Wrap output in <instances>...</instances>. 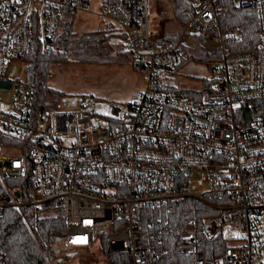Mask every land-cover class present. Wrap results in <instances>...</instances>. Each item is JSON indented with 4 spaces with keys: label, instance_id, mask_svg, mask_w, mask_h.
Listing matches in <instances>:
<instances>
[{
    "label": "built area",
    "instance_id": "2783aa9c",
    "mask_svg": "<svg viewBox=\"0 0 264 264\" xmlns=\"http://www.w3.org/2000/svg\"><path fill=\"white\" fill-rule=\"evenodd\" d=\"M92 2L0 0V219L8 209L60 208L65 248L92 249L101 264H161L174 240L149 233L150 212L194 199L207 214L175 234L180 264H264V0H196L166 47L150 44L146 0H103L95 12L124 34L145 91L108 114L92 96L73 111L37 107L11 64L37 43L53 52L64 11ZM224 3L255 8V47L223 28ZM191 38L209 59L198 60ZM189 63L207 76L186 96L170 78Z\"/></svg>",
    "mask_w": 264,
    "mask_h": 264
},
{
    "label": "trees",
    "instance_id": "16d2710c",
    "mask_svg": "<svg viewBox=\"0 0 264 264\" xmlns=\"http://www.w3.org/2000/svg\"><path fill=\"white\" fill-rule=\"evenodd\" d=\"M161 1L165 8L156 4L159 8L157 10L166 21L169 17V15L166 16L167 13L171 12V26H166L155 37H149V41L153 46L166 47L177 42L182 29L194 15L196 0ZM224 5H226V11L221 17L223 28L240 30L244 40L253 41L252 46L247 49L255 47L259 41L260 28L255 8H237L229 3ZM75 16L76 11H64L61 31L55 40L53 52L43 54L37 43L31 53L24 58L25 79L34 90L37 107H46L49 101L58 99L62 94L59 90L48 86L51 65L70 60L83 64L124 62L118 55H114L111 49L113 43L110 40L113 36L123 39L125 37L114 24L104 22L102 29L78 35L73 31ZM117 54L124 57L129 55L133 67L139 69L126 50H121ZM183 93L190 96L186 92ZM203 214H207L205 204L194 199H185L173 205L171 213L150 212L146 221L154 224V230H148L149 233H157L159 228L162 229L163 238H174L171 257L163 259L161 264L181 263L177 257L183 258V256L175 249V234L187 230V224ZM66 231V215L60 208L48 206L43 211H36L33 207H24L21 210L8 209L0 219V264H57L58 259L61 258L59 242L66 235Z\"/></svg>",
    "mask_w": 264,
    "mask_h": 264
},
{
    "label": "rangeland",
    "instance_id": "374dc122",
    "mask_svg": "<svg viewBox=\"0 0 264 264\" xmlns=\"http://www.w3.org/2000/svg\"><path fill=\"white\" fill-rule=\"evenodd\" d=\"M103 0H93L89 11H76L73 22V31L78 35L91 31L102 29L104 20L96 14L98 5ZM148 9L149 37L160 33L166 26H171V12L167 13L168 20L160 16L159 8L156 4L165 8L161 0H146ZM158 9V10H157ZM164 25V26H163ZM121 40L119 36H113L110 41L113 45L111 49L114 55H118L124 62L112 64H83L75 61H68L51 65V77L48 86L59 90L61 96L48 104L52 109L61 111L77 110L84 96L94 98L95 110L99 113L108 114L112 103L123 105L134 103L139 100L140 95L146 89V75L140 69L133 67L129 55L117 54L121 49H116L117 41ZM124 41V39H123ZM192 46H195L198 54V60L204 61L209 59L208 56L199 47L198 42L191 38ZM199 41H201L199 39ZM116 45V46H115ZM26 63L24 60H16L10 66V74L13 78H23L25 75ZM183 71V72H182ZM182 72V73H180ZM179 76L170 78L171 85L181 92L191 95L190 90L201 89V78L207 76L206 69L203 65H193L189 63L188 67L179 71ZM60 257L57 264H101L105 258L92 249L89 250H72L59 242ZM74 253V256L72 254Z\"/></svg>",
    "mask_w": 264,
    "mask_h": 264
},
{
    "label": "crops",
    "instance_id": "0c3cea01",
    "mask_svg": "<svg viewBox=\"0 0 264 264\" xmlns=\"http://www.w3.org/2000/svg\"><path fill=\"white\" fill-rule=\"evenodd\" d=\"M121 38V40L119 39L118 41H117V47H116V49H121L122 47H120V46H123V38L122 37H120ZM116 46V45H115ZM121 51V50H120Z\"/></svg>",
    "mask_w": 264,
    "mask_h": 264
},
{
    "label": "bare ground",
    "instance_id": "6f19581e",
    "mask_svg": "<svg viewBox=\"0 0 264 264\" xmlns=\"http://www.w3.org/2000/svg\"><path fill=\"white\" fill-rule=\"evenodd\" d=\"M173 217H174V216H173ZM172 219H173V218H172ZM177 219H178V218H177ZM171 221H172V220H171ZM173 221H174V220H173ZM173 221H172V222H173ZM174 228H175V226H174ZM182 229H183V228H182ZM172 232H173V231H172ZM178 232H179V231H178ZM176 234H177V232H176ZM163 237H164V236H163ZM173 239H174V238H173ZM178 253H179V252H178ZM167 261H168V260H167Z\"/></svg>",
    "mask_w": 264,
    "mask_h": 264
},
{
    "label": "water",
    "instance_id": "95a60500",
    "mask_svg": "<svg viewBox=\"0 0 264 264\" xmlns=\"http://www.w3.org/2000/svg\"><path fill=\"white\" fill-rule=\"evenodd\" d=\"M59 252V251H58ZM72 256H74V253L72 254Z\"/></svg>",
    "mask_w": 264,
    "mask_h": 264
}]
</instances>
